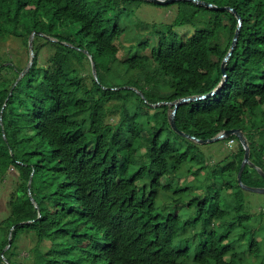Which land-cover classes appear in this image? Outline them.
I'll return each mask as SVG.
<instances>
[{"label":"trees","instance_id":"1","mask_svg":"<svg viewBox=\"0 0 264 264\" xmlns=\"http://www.w3.org/2000/svg\"><path fill=\"white\" fill-rule=\"evenodd\" d=\"M204 1L243 21L226 75L240 23L229 9L0 0V188L17 172L0 264H264V208L253 212L238 182L242 142L228 137L232 155L215 161L170 122L169 102L221 86L181 104L178 128L200 139L242 128L264 170V0ZM143 4L176 14L138 19L126 45L124 21ZM33 33L34 63L16 83L30 58L4 46L22 42L30 57ZM45 44L53 53L42 63ZM243 181L264 186L250 164Z\"/></svg>","mask_w":264,"mask_h":264},{"label":"rangeland","instance_id":"2","mask_svg":"<svg viewBox=\"0 0 264 264\" xmlns=\"http://www.w3.org/2000/svg\"><path fill=\"white\" fill-rule=\"evenodd\" d=\"M176 14V8L174 6L170 7H164L160 6L157 7L152 4H143L137 11L136 14L130 18L124 21L125 24L128 26V31L125 34L122 41L124 44L128 45L130 42L134 39V37L137 34L138 29L134 26V23L138 19H142L144 21L153 22V21H165L169 22L171 21ZM144 32L145 30L142 29ZM147 34V33H146ZM5 50L14 51L18 56H21L23 59L30 58L28 55L27 46L24 45V43L16 41V40H10L8 43L4 46ZM149 52V50L145 51ZM53 53V48L49 44H45L44 48L41 51L40 60L42 63L48 62L49 58L51 57ZM78 66L81 69V72L83 75L86 76V80L91 83L92 81V72L89 62L86 60L84 63H79ZM138 76L144 77L145 73L139 71L137 73ZM226 78V77H224ZM161 95H166L167 92L161 90ZM173 102H169L171 108H170V115L174 109ZM236 147V142L228 141L227 138L221 139L215 142L211 143H205L204 149L206 152L211 153L212 156H214L215 161L222 160L225 156H231L232 152L234 151ZM229 158V157H228ZM214 159H211V162L214 161ZM12 176L9 177V182H7L5 185H3L0 188V221L4 219L8 213L10 212V202H11V196L13 191V183L15 180L14 175H16V170L11 169L10 170ZM247 191V199L249 198L250 205H252V211L256 212L259 211L260 208H264V193L260 192H254V191ZM26 251V250H25ZM24 251V254L26 253Z\"/></svg>","mask_w":264,"mask_h":264},{"label":"water","instance_id":"3","mask_svg":"<svg viewBox=\"0 0 264 264\" xmlns=\"http://www.w3.org/2000/svg\"><path fill=\"white\" fill-rule=\"evenodd\" d=\"M148 1H152V2H155V3H158V4H163V5H166V4H169V3H172L174 1H178V0H148ZM188 1H194L196 3H199V4H204L206 6H213L215 8H219V9H229L231 10L232 12L238 14V17H239V27L237 28V31H236V35L234 37V41H233V44H232V47H231V50L229 51V53L227 54V56L225 57V60L223 62V72H226V66H227V62L229 60V58L231 57L234 49H235V46L237 44V41H238V37L240 35V31H241V27H242V24H243V21L241 19V15L237 12V10L235 8H233L232 6H221V7H218L217 5L211 3V2H207V1H204V0H188ZM34 33L31 35L30 37V43H29V46H30V60H29V63L28 65L26 66V68L22 71V73L20 74V76L18 77L16 83L19 81V79L25 74L27 73L31 66L33 65L34 63V60H35V51H34ZM92 58V56H91ZM92 66H93V72H94V75L97 77V67H96V63L95 61L92 59ZM227 81V78L224 79V83ZM131 87V86H130ZM134 88V87H133ZM221 88V86L217 87L215 90H213L212 92L210 93H205V94H199V95H192V96H186V97H182L180 99H177L175 101H172L173 105H174V109L170 115V122H171V125L173 126V128L180 132L181 134H184L185 136H188L192 139H195L196 141H198L199 143H202V144H205V143H211V142H215V141H218V140H221V139H225V138H228L232 135H236L240 141L242 142L244 148H245V156H244V159L242 161V164H241V168L239 170V173H238V182L239 184L245 189V190H249V191H254V192H260V193H264V186H251V185H248L246 184L244 181H243V172H244V169L246 167V165L250 164V165H253L255 168H257L261 174L264 176V170L256 165L252 160H251V146H250V143H249V140L246 136V133L245 131L242 129V128H228V129H224L222 130L220 133H218L217 135L213 136V137H210V138H206V139H200L192 134H189V133H185L184 131L180 130L177 126V123H176V113H177V109L178 107L183 104V103H187V102H190V101H193V100H198V99H204V98H207L209 95H212V94H216L219 89ZM139 92H141V94L143 95L142 91L137 89ZM144 96V95H143ZM165 103H168V101H165ZM2 123V126H4V123ZM6 136V135H5ZM31 185V182L29 183V186ZM32 195V193H31ZM32 197V196H31ZM34 200V199H33ZM10 243H11V239H10ZM10 246V244H9ZM8 246V247H9Z\"/></svg>","mask_w":264,"mask_h":264},{"label":"clouds","instance_id":"4","mask_svg":"<svg viewBox=\"0 0 264 264\" xmlns=\"http://www.w3.org/2000/svg\"><path fill=\"white\" fill-rule=\"evenodd\" d=\"M224 74L226 75V72H224ZM215 89H216V88H215ZM215 89H213V90H215ZM213 90H212V91H213ZM212 91H211V92H212ZM212 95H213V94H212Z\"/></svg>","mask_w":264,"mask_h":264},{"label":"built area","instance_id":"5","mask_svg":"<svg viewBox=\"0 0 264 264\" xmlns=\"http://www.w3.org/2000/svg\"><path fill=\"white\" fill-rule=\"evenodd\" d=\"M234 142V140H231V143Z\"/></svg>","mask_w":264,"mask_h":264},{"label":"bare ground","instance_id":"6","mask_svg":"<svg viewBox=\"0 0 264 264\" xmlns=\"http://www.w3.org/2000/svg\"><path fill=\"white\" fill-rule=\"evenodd\" d=\"M235 14V13H234ZM85 44V43H84Z\"/></svg>","mask_w":264,"mask_h":264}]
</instances>
